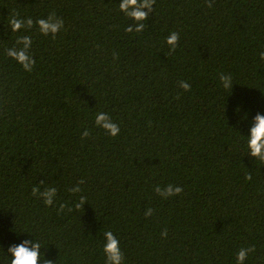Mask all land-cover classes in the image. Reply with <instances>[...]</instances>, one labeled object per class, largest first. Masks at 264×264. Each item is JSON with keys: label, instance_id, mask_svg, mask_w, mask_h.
<instances>
[{"label": "trees", "instance_id": "obj_1", "mask_svg": "<svg viewBox=\"0 0 264 264\" xmlns=\"http://www.w3.org/2000/svg\"><path fill=\"white\" fill-rule=\"evenodd\" d=\"M121 2L0 0V264L25 240L53 264H105V231L124 264H236L249 246L245 264H264V165L244 137L264 115V0H156L139 35L125 32L136 25ZM52 11L65 21L56 40L22 30L36 60L27 73L4 55L22 48L8 15ZM99 112L120 126L116 138L96 127ZM168 184L183 193H155ZM33 187L57 188L53 206Z\"/></svg>", "mask_w": 264, "mask_h": 264}, {"label": "clouds", "instance_id": "obj_2", "mask_svg": "<svg viewBox=\"0 0 264 264\" xmlns=\"http://www.w3.org/2000/svg\"><path fill=\"white\" fill-rule=\"evenodd\" d=\"M213 3L214 0H208L207 7L212 8ZM155 4L156 0H122V2L119 3V11L136 25L134 31L132 26H127L125 32H135L137 35L142 34L146 27L145 22L149 19V14L153 11V6ZM144 9H148V12H145ZM57 17L55 11L50 13L47 20L40 17L33 20L30 16L27 18H20L19 13L16 12L8 15L5 27L11 32L12 37L15 39V45H22V48L5 47L4 55L20 65L25 72H33L36 65V60L31 51L33 38L31 35L23 34V32H31L33 28H37L38 26L37 32L40 35L44 37L50 36L53 40H56L58 34L65 31V21L63 18L59 17L58 19ZM5 36H7V32H5ZM179 40V33L175 31L171 32L166 38V44L170 48L169 55L176 52L177 47L179 46ZM258 55L260 60L264 61V51H261ZM113 57L117 58L116 53H113ZM219 80L223 89H232L233 78L230 74L225 75L224 73H221L219 75ZM179 87L185 92L191 91L190 84L185 81H180ZM177 99H179V97H177ZM95 125L97 128L103 129L104 132L112 138H116L121 131L120 126L114 123L112 118L105 112H99L96 114ZM89 136L90 132L85 130L82 134V139H87ZM244 137H246L247 140V152L250 153L251 157L256 159L257 164L264 165V115H256L253 125L250 128V135ZM252 179V174L248 172L245 176V180L251 181ZM79 184H84V180H80ZM57 191V188L49 187L45 192L40 194L39 189L33 187L32 196L38 198V195H42L44 197L43 203L48 207H52L55 203L54 198L57 196ZM69 191L72 194L77 193L80 192V188L78 187L75 190L69 189ZM154 191L157 195L164 196V199H167L168 197L181 195L183 193V188L178 186L174 188L172 184H168L166 191H162L161 187L157 185L155 186ZM85 203H87L86 197L80 196L79 201L74 207L76 210H79L83 208ZM65 208H67V205L61 203L57 210L58 214L63 213ZM72 210V208H68L69 212ZM152 214L153 209L149 208L145 216L151 217ZM167 236L168 232L167 229H165L161 233V237L166 239ZM104 237L105 243L103 245V255L105 264H124V253L121 251L118 238L112 231H105ZM41 248V243L38 240H36L35 244H32L29 240H25L18 246L10 247L8 249L11 253V257H9L10 264H40L41 260H44V264H53V261L48 260L45 257L41 259ZM255 252V246H249L247 248L241 247L236 254V264H245L249 254H254Z\"/></svg>", "mask_w": 264, "mask_h": 264}]
</instances>
